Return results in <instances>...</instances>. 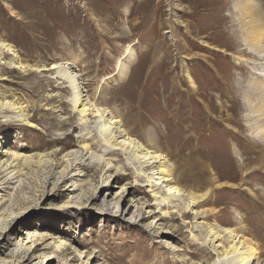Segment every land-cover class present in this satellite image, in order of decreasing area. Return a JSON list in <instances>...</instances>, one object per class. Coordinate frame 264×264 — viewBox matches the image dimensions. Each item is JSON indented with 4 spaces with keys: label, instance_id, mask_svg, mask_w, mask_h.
Segmentation results:
<instances>
[{
    "label": "rangeland",
    "instance_id": "374dc122",
    "mask_svg": "<svg viewBox=\"0 0 264 264\" xmlns=\"http://www.w3.org/2000/svg\"><path fill=\"white\" fill-rule=\"evenodd\" d=\"M263 129L264 0H0V264H264Z\"/></svg>",
    "mask_w": 264,
    "mask_h": 264
},
{
    "label": "bare ground",
    "instance_id": "6f19581e",
    "mask_svg": "<svg viewBox=\"0 0 264 264\" xmlns=\"http://www.w3.org/2000/svg\"><path fill=\"white\" fill-rule=\"evenodd\" d=\"M251 17H252V15H251ZM253 18H255V17H253ZM258 30H259V27H258ZM50 68L52 70H57L58 69L57 71H59V72L61 70V69L58 68L57 65H52ZM60 75H62V74H60ZM60 77H62V79H64L66 81V83L69 84V86L71 87V89L73 91V96H72V98L70 100L72 107L74 109H76V106H78L79 107V110H78L79 111L78 112L79 115L80 116L82 115L83 117L87 116V114L90 111H92V110H89V108L87 107V101L88 100L86 99L85 95H82V92L80 93V88H79V85L80 84H79V79L77 77V74H75L73 70H69V68L66 67L65 68V71L63 72V75L60 76ZM117 124L118 123L116 121H114V120L112 121V119H110V120H108V119L105 120L104 119L103 124H102V128H103V132L105 133V136L107 138L106 139L107 142L108 141L110 142V140L113 139V138H115L117 135H120L121 136L122 131L119 130V126H117ZM127 144L131 147V149L129 148V146L128 147L122 146V148L128 154V156L130 157V161L131 160L132 161H138V159L141 156L142 157L141 159L143 160V163L141 165L144 167V169L147 168L148 166L155 165L154 172L156 174V177H154V179H157V181L159 182V184H156L152 180H150V183L154 184L155 186L161 185L162 183L165 184V187L167 189H166V191L164 193V196L162 197V201H164L165 203H169V204L170 203L173 204L174 202L175 203L176 202H180L179 199H182L183 198V195L180 192H178L179 189L175 186V184H172L170 182L168 176L166 175L165 170L163 169L164 167H163L162 163L160 162V160H158V156L155 155V154L154 155H149L150 153L144 151L142 148H140L139 146H137V144L135 145V143H133L132 140H130V141L128 140ZM148 159H150L151 161L148 162L149 161ZM145 160H147V162H145ZM175 192H177V194L180 193V196L179 197H175V195H174ZM177 204L178 203H176V205ZM218 230H220V229H218ZM211 232H208L207 234H209V237L208 236H206V237H208V238H213L214 237V238H216L218 240L221 231L218 232V233L217 232L211 233ZM237 244H239L238 245L239 248L238 247L233 248V250L231 252V256L228 257L229 260L232 261L231 262L232 264H248V262L250 260L256 259V255L257 254H256L255 250L252 247H248V245L246 244V241H243V240H242V242L238 241ZM227 254H229V252ZM227 254L224 256L225 259L227 258ZM49 257H51L50 254L48 255L47 258H49ZM9 262H10L9 260H6L5 262H3L1 264H7ZM13 264H22V261L21 262L17 261L16 263H13Z\"/></svg>",
    "mask_w": 264,
    "mask_h": 264
}]
</instances>
